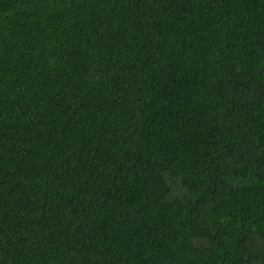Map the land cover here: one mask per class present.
Instances as JSON below:
<instances>
[{"label":"trees","instance_id":"trees-1","mask_svg":"<svg viewBox=\"0 0 264 264\" xmlns=\"http://www.w3.org/2000/svg\"><path fill=\"white\" fill-rule=\"evenodd\" d=\"M0 264H264V0H0Z\"/></svg>","mask_w":264,"mask_h":264}]
</instances>
